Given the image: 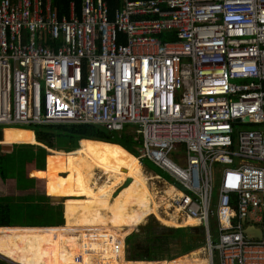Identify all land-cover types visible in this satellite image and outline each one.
<instances>
[{
    "label": "built area",
    "instance_id": "2783aa9c",
    "mask_svg": "<svg viewBox=\"0 0 264 264\" xmlns=\"http://www.w3.org/2000/svg\"><path fill=\"white\" fill-rule=\"evenodd\" d=\"M118 4L0 0V127H135L139 164L171 179L149 178L160 217L197 221L208 264H264V0Z\"/></svg>",
    "mask_w": 264,
    "mask_h": 264
},
{
    "label": "trees",
    "instance_id": "16d2710c",
    "mask_svg": "<svg viewBox=\"0 0 264 264\" xmlns=\"http://www.w3.org/2000/svg\"><path fill=\"white\" fill-rule=\"evenodd\" d=\"M81 1L51 0V4L60 18L68 14L71 3L79 14ZM105 1L112 14L119 5L118 0ZM157 38L161 42L174 41L171 33H162ZM13 127L18 128L0 127V130L5 129L2 144H31L32 134L21 130L31 131L35 145L69 153L70 158L55 156L51 151L47 154L44 148L29 145H13L10 152L0 151V255L17 264H76L74 257L77 254L82 257L79 264H162L153 261L169 260L161 261L167 263L203 246L204 236L199 229L167 228L152 220L139 226L138 232L130 234L134 230L121 228L114 206L86 203L78 176L68 170L69 162L77 155L78 143L90 140L114 144L137 158L140 139L136 135L124 131L109 133L92 125ZM85 150L98 162L108 163L120 156L112 148L86 145ZM68 178L72 179L68 188L73 196L61 201V224L52 220L56 214L54 207L44 210V214L51 218L46 224L32 223L33 218L26 212L22 220L18 205H25V209L45 204L65 188ZM65 233L75 234L74 242L70 243ZM125 236L124 256L127 262L123 261L121 251L119 259L114 261L112 246L117 243L122 250ZM0 264L11 263L0 258Z\"/></svg>",
    "mask_w": 264,
    "mask_h": 264
},
{
    "label": "bare ground",
    "instance_id": "6f19581e",
    "mask_svg": "<svg viewBox=\"0 0 264 264\" xmlns=\"http://www.w3.org/2000/svg\"><path fill=\"white\" fill-rule=\"evenodd\" d=\"M86 145L112 148L120 156L108 163L104 161L98 162L84 151ZM78 149L80 151L78 150L76 157L69 162L68 170L70 173L74 171L78 176L87 204L100 205L102 207H106L111 203L122 205L124 208L118 213V218L121 220V228L124 230H134L149 215L155 216L164 226L177 227L172 220L162 218L158 214V205L154 199V192L148 188L147 178L142 173L141 166L136 158L121 147L104 142L81 140ZM101 178H104L102 179L104 181L100 180ZM127 179L130 180V183L126 187H122ZM52 198L54 197L49 198V201ZM50 202L55 201L51 200ZM151 202L152 205L150 206ZM196 224L197 221L195 220L184 219L181 227H190ZM155 263L208 264V261L205 258L199 257V252H191L167 263Z\"/></svg>",
    "mask_w": 264,
    "mask_h": 264
},
{
    "label": "rangeland",
    "instance_id": "374dc122",
    "mask_svg": "<svg viewBox=\"0 0 264 264\" xmlns=\"http://www.w3.org/2000/svg\"><path fill=\"white\" fill-rule=\"evenodd\" d=\"M18 128V127H13V126H3L2 128ZM247 129H251V128H247ZM24 132H27V131H24ZM126 134H130V135H135V127L133 126H128L125 131H124ZM32 134V133H31ZM34 134V133H33ZM33 137V135H32ZM26 145H35L34 143V139H33V143L31 144H26ZM79 148V145L77 146ZM80 151V149H78ZM81 150H84V149H81ZM55 156H59V157H66L67 160L70 158L69 156V153H62V152H57V151H53V150H50ZM86 152V150H84ZM51 152H47V154L51 153ZM78 152V151H77ZM117 152V151H116ZM71 153V152H70ZM140 163L142 165V173L145 175V177L147 178V181H149L150 177L155 174L159 177H161L163 180H165L167 183H171V179L167 177L166 174H164L163 172H161L160 170H158L157 168H155L152 164H150L148 161L146 160H140ZM98 176V175H97ZM100 176V175H99ZM101 177V176H100ZM72 178V177H71ZM71 178H68V181L66 182V185H65V188L56 193L54 195V198H59L61 201L62 199L66 198V197H72L73 194H71L69 192V188L70 187L69 185H71V181L72 179ZM104 178H101L100 180H102ZM218 179V175L216 176V180ZM104 181V180H102ZM150 183V184H149ZM148 184V188L150 187L151 184H154V186H157L156 183H151V181L147 182ZM158 189H161V187H159ZM155 191V189L153 190ZM152 191V192H153ZM156 193V192H155ZM156 195V194H155ZM59 201V202H50L49 200L47 202H45V204H35V206L33 207H28L24 209L25 205H18L17 206V210H18V214H21L22 216V220H23V216H24V213L26 212L27 216H31L33 218L32 223H43V224H46L48 220H50L51 218L50 217H47L45 214H44V210L48 209V208H52L54 207V210H55V215H54V218L52 219L53 222L55 224H61L63 222V208H62V202ZM112 205L115 207V212L117 213V219L119 220V223H121V220L118 218V213L124 208L122 205H114V204H109V206ZM26 217V216H25ZM152 220H154L155 222H157L159 225L161 226H164L162 225L159 221H157V219L155 218V216L153 215H149L143 222V224H140L139 226H143L149 222H151ZM51 223V221L49 222ZM55 226V225H54ZM135 227V230L133 232H131L130 234L132 233H135V232H138V227ZM168 227V226H167ZM168 228H171V227H168ZM175 228V227H174ZM209 228H210V237H211V241L214 242V239L216 237V230L215 228L213 227V224L211 222V220L209 221ZM129 234V235H130ZM127 235V236H129ZM64 236L69 239L70 243L74 242V239L76 238V235L73 234V233H65ZM126 236V237H127ZM125 238V237H124ZM93 243H91L92 245ZM95 245H97V243L94 242ZM206 244H207V241L205 240V237L203 238V246L198 248L197 250H195L194 252H199V257H202V258H205L206 259ZM189 254V253H188ZM213 264H218L217 263V258H216V255L213 254ZM13 263V262H12Z\"/></svg>",
    "mask_w": 264,
    "mask_h": 264
},
{
    "label": "water",
    "instance_id": "95a60500",
    "mask_svg": "<svg viewBox=\"0 0 264 264\" xmlns=\"http://www.w3.org/2000/svg\"><path fill=\"white\" fill-rule=\"evenodd\" d=\"M246 120V119H245ZM1 139H2V134H1V130H0V141H1ZM79 145V144H78ZM1 150L3 151V152H7V151H11V147H10V145H2L1 146ZM59 152H62V153H64L63 151H59ZM130 183V180H126L125 182H124V184H123V186L122 187H126L128 184ZM115 196V195H114ZM55 201V202H59V201H61L60 199H57V198H52V199H50V201ZM193 229H195V228H193ZM200 232L203 234L204 233V231H203V229H200ZM244 234H245V236H248V237H251L252 235H254L257 239H260V231L258 230V229H254V228H247V229H245L244 230ZM126 237V236H125ZM124 241H125V238H124V240H123V243H124ZM0 258L1 259H3V260H5V261H7V262H9V263H11V264H14V263H12L11 261H9L8 259H6V258H4V257H2V256H0Z\"/></svg>",
    "mask_w": 264,
    "mask_h": 264
},
{
    "label": "crops",
    "instance_id": "0c3cea01",
    "mask_svg": "<svg viewBox=\"0 0 264 264\" xmlns=\"http://www.w3.org/2000/svg\"><path fill=\"white\" fill-rule=\"evenodd\" d=\"M5 129H3V130H1V134H2V132L4 131ZM12 130H18V129H12ZM21 131H26V130H21ZM27 132H30V133H32V135H33V139H34V143H35V137H34V134H33V132H31V131H27ZM79 144V143H78ZM2 145H5V144H2V142L0 141V151H2L1 150V146ZM10 145V147H11V150H12V146L13 145H26V144H9ZM29 146H39V147H41L39 144H36V145H29ZM3 152V151H2ZM7 152H10V151H7ZM38 194H40V193H38ZM41 194H43V193H41ZM90 205V204H89ZM143 224V223H142ZM164 227H167V226H164ZM195 228V226H191L190 228ZM168 228V227H167ZM171 228H174V227H171ZM181 228H185V227H181ZM134 230H135V228H134ZM161 261H165V260H161ZM156 262V261H155ZM144 263H150V262H144Z\"/></svg>",
    "mask_w": 264,
    "mask_h": 264
},
{
    "label": "clouds",
    "instance_id": "9594fccd",
    "mask_svg": "<svg viewBox=\"0 0 264 264\" xmlns=\"http://www.w3.org/2000/svg\"><path fill=\"white\" fill-rule=\"evenodd\" d=\"M40 146H41V145H40ZM136 159H137V158H136ZM140 166H141V168H142V165H140ZM153 175H155V174H153ZM153 175H152V176H153ZM185 228H186V227H185ZM189 228H190V227H189ZM193 228H194V227H193ZM195 229H199V230H200V229H202V228L195 227ZM203 236H204V234H203ZM204 237H205V236H204ZM125 238H126V237H125ZM205 239H206V238H205ZM123 240H124V239H123ZM185 255H187V254H185ZM185 255H182V256H185ZM124 261H126V260H125V256H124ZM165 261H167V260H165ZM126 262H127V261H126ZM153 262H155V261H153ZM156 262H160V261H156Z\"/></svg>",
    "mask_w": 264,
    "mask_h": 264
},
{
    "label": "flooded vegetation",
    "instance_id": "af4514ba",
    "mask_svg": "<svg viewBox=\"0 0 264 264\" xmlns=\"http://www.w3.org/2000/svg\"><path fill=\"white\" fill-rule=\"evenodd\" d=\"M99 156H100V154H98ZM90 156V155H89ZM167 261H169V260H167ZM171 261V260H170Z\"/></svg>",
    "mask_w": 264,
    "mask_h": 264
}]
</instances>
